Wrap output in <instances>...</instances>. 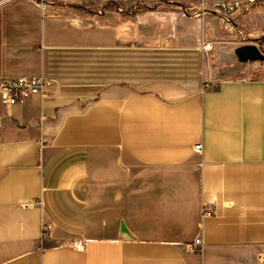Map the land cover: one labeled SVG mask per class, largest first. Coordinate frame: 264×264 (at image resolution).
<instances>
[{"label": "crops", "instance_id": "1", "mask_svg": "<svg viewBox=\"0 0 264 264\" xmlns=\"http://www.w3.org/2000/svg\"><path fill=\"white\" fill-rule=\"evenodd\" d=\"M104 18L0 6V78L51 83L0 99V264H264L258 65ZM234 28L263 38L264 0Z\"/></svg>", "mask_w": 264, "mask_h": 264}, {"label": "rangeland", "instance_id": "2", "mask_svg": "<svg viewBox=\"0 0 264 264\" xmlns=\"http://www.w3.org/2000/svg\"><path fill=\"white\" fill-rule=\"evenodd\" d=\"M230 1V0H229ZM228 1V2H229ZM65 11H78L83 14H99L105 18L101 22L117 23L122 27L136 29L148 42L172 40L181 41L186 46L201 48L202 44L231 41L238 44H252L257 48L264 45V37L255 38L251 33L238 34L231 23L222 20L218 4L225 0H51ZM77 6L80 9L72 8ZM261 42V43H260ZM211 45V44H210ZM212 47V45H211ZM213 49L207 51L212 52ZM260 50V49H259ZM260 52L264 55L261 48ZM258 65L255 77L264 78V61Z\"/></svg>", "mask_w": 264, "mask_h": 264}, {"label": "built area", "instance_id": "3", "mask_svg": "<svg viewBox=\"0 0 264 264\" xmlns=\"http://www.w3.org/2000/svg\"><path fill=\"white\" fill-rule=\"evenodd\" d=\"M10 1L12 0H0V6ZM29 1L36 3L43 9L51 0ZM258 1L260 0H230L229 2L217 5L216 7L218 8L222 20L226 23H231L232 16L235 13L249 10L251 6ZM201 49L203 51H210L212 47L210 44H202ZM262 49L264 51V47ZM50 86V81L38 76H22L11 79L0 78V99L5 104H19L31 95H45ZM201 149V145L194 146V151L196 153H201ZM47 229H49V227H47ZM74 244L77 249L80 248L78 244ZM195 245H200V241L196 240ZM258 260L259 262L264 263V256L259 255Z\"/></svg>", "mask_w": 264, "mask_h": 264}, {"label": "water", "instance_id": "4", "mask_svg": "<svg viewBox=\"0 0 264 264\" xmlns=\"http://www.w3.org/2000/svg\"><path fill=\"white\" fill-rule=\"evenodd\" d=\"M233 53L239 63H254L264 61V55L255 45L252 44L238 46L234 49ZM120 231L122 235L128 238L130 237L123 223L121 224Z\"/></svg>", "mask_w": 264, "mask_h": 264}, {"label": "trees", "instance_id": "5", "mask_svg": "<svg viewBox=\"0 0 264 264\" xmlns=\"http://www.w3.org/2000/svg\"><path fill=\"white\" fill-rule=\"evenodd\" d=\"M48 5H51V6H59L60 4L57 3V2H48ZM72 7V6H71ZM72 8H75V9H80L79 7L77 6H73Z\"/></svg>", "mask_w": 264, "mask_h": 264}]
</instances>
